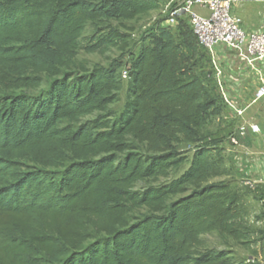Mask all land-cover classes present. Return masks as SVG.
Listing matches in <instances>:
<instances>
[{"label":"trees","instance_id":"16d2710c","mask_svg":"<svg viewBox=\"0 0 264 264\" xmlns=\"http://www.w3.org/2000/svg\"><path fill=\"white\" fill-rule=\"evenodd\" d=\"M158 6L0 0V264H251L201 250L204 235L244 243L252 229L239 192L213 181L228 171L203 131L228 106L189 22L162 27L167 16L145 32L129 68L76 65L80 51L127 48L125 34L97 24ZM124 70L128 103L115 116ZM182 145L193 146L182 175L136 189L168 179Z\"/></svg>","mask_w":264,"mask_h":264},{"label":"rangeland","instance_id":"374dc122","mask_svg":"<svg viewBox=\"0 0 264 264\" xmlns=\"http://www.w3.org/2000/svg\"><path fill=\"white\" fill-rule=\"evenodd\" d=\"M233 1L234 13L242 19L246 30H264V4L258 3L256 0ZM183 2L184 0H158L159 6L156 10L135 20L97 24V28L114 27L125 34L128 42L127 48L124 51H121L120 48H111L105 54H87L80 51L75 57L76 65L88 69L110 65L117 66L119 69L124 66L129 68L132 58L136 57L139 52L145 32L154 28L158 23H162L170 12L179 8ZM161 25L162 27L169 26L167 22H163ZM95 32L96 26L88 25L82 35L81 45H86ZM215 61L223 72V87L229 100L237 108H245L246 112L239 117L226 103L228 109L224 110L220 116L211 117L204 128L203 145L214 146V156L223 160L228 175L213 181H226L239 192L245 221L251 226L252 234L244 243H236L218 233L204 235L201 250L227 251L241 259L260 258L264 257V112L258 103H253L256 89L259 86V77L257 72V77L248 76L245 71V68L248 67H245L244 63L224 47L217 50ZM247 70L253 71L251 68ZM123 84V89L118 94V102L109 107V111L113 112L115 116H119L128 103V81H124ZM96 115L88 116L83 121L93 120ZM250 124L259 125L261 133L252 135L247 131L245 136H240L239 128L242 126L248 128ZM180 149L188 151L184 155L186 159L179 168L170 172L168 179L140 183L136 189L159 185L182 175L189 167L193 156V146L182 145ZM140 212H144V209H141ZM138 214L137 211L135 215Z\"/></svg>","mask_w":264,"mask_h":264},{"label":"built area","instance_id":"2783aa9c","mask_svg":"<svg viewBox=\"0 0 264 264\" xmlns=\"http://www.w3.org/2000/svg\"><path fill=\"white\" fill-rule=\"evenodd\" d=\"M263 3L264 0H256ZM233 0H184L182 5L170 12L168 25H175L178 18L189 22L199 44L212 56L216 69V78L223 98L234 112L240 117L246 109L237 108L227 96L222 82V70L215 61L217 50L224 47L230 51L246 67L256 70L259 86L255 92L253 103H258L264 112V30L246 31L242 19L234 13ZM168 10V8H167ZM206 12V13H200ZM128 71L122 72V79L128 80ZM247 131L252 135L261 133L257 124L239 128V135L245 136ZM251 264H264V257H250Z\"/></svg>","mask_w":264,"mask_h":264},{"label":"crops","instance_id":"0c3cea01","mask_svg":"<svg viewBox=\"0 0 264 264\" xmlns=\"http://www.w3.org/2000/svg\"><path fill=\"white\" fill-rule=\"evenodd\" d=\"M261 4H263V3H261ZM236 14V13H235ZM237 15V14H236ZM238 16V15H237ZM243 26H244V24H243ZM245 29V28H244ZM246 30V29H245ZM246 31H248V30H246ZM222 48V47H221ZM220 49V48H219ZM246 67V66H245ZM248 69V68H247ZM246 68H245V71L247 72V74H248V76H250V75H253L254 77H257L256 75V70H253V71H255V72H253L252 70V72L250 71V70H247ZM249 71V72H248ZM246 91V90H245ZM244 91V92H245Z\"/></svg>","mask_w":264,"mask_h":264}]
</instances>
